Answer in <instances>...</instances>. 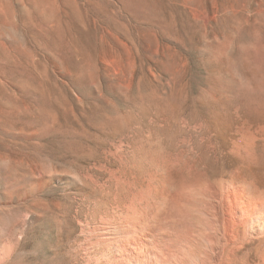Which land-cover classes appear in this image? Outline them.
<instances>
[{
    "label": "rangeland",
    "instance_id": "374dc122",
    "mask_svg": "<svg viewBox=\"0 0 264 264\" xmlns=\"http://www.w3.org/2000/svg\"><path fill=\"white\" fill-rule=\"evenodd\" d=\"M222 178L264 179V0H0V264L151 263Z\"/></svg>",
    "mask_w": 264,
    "mask_h": 264
},
{
    "label": "bare ground",
    "instance_id": "6f19581e",
    "mask_svg": "<svg viewBox=\"0 0 264 264\" xmlns=\"http://www.w3.org/2000/svg\"><path fill=\"white\" fill-rule=\"evenodd\" d=\"M170 187L177 190L176 184ZM184 199L183 211L172 207L168 213L159 210L154 215L156 221H168L173 228L171 232L167 228L169 234L161 226L154 231L151 263H133L124 248L107 243L71 256V264H264V179L252 183L222 178L216 214L210 213L209 199L196 191ZM69 253L64 247L60 259L66 260ZM18 261L14 257L12 264Z\"/></svg>",
    "mask_w": 264,
    "mask_h": 264
}]
</instances>
